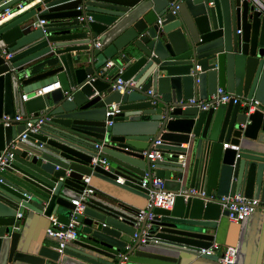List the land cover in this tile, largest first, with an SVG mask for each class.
<instances>
[{"label":"water","instance_id":"obj_1","mask_svg":"<svg viewBox=\"0 0 264 264\" xmlns=\"http://www.w3.org/2000/svg\"><path fill=\"white\" fill-rule=\"evenodd\" d=\"M5 1L0 11L21 0ZM174 1L88 0L79 11L78 0H39L0 26V51L10 54H0V117L44 119L25 139L22 123L0 127V156L12 155L0 171V264H181L183 254L217 262L199 252L228 213L185 192L264 201V0H183L172 13ZM217 89L259 105L180 104ZM112 105L119 112L106 118ZM96 144L107 170L90 166ZM151 148L161 159H147ZM146 175L179 196L170 211L154 209L133 242L140 209L130 196L148 200ZM86 187L93 194L63 250L22 237L23 217L67 225Z\"/></svg>","mask_w":264,"mask_h":264},{"label":"built area","instance_id":"obj_2","mask_svg":"<svg viewBox=\"0 0 264 264\" xmlns=\"http://www.w3.org/2000/svg\"><path fill=\"white\" fill-rule=\"evenodd\" d=\"M9 1L13 0H6L3 2L2 5L6 4ZM81 1V4L77 7V10H81L83 7V3L88 0H78ZM183 0H175L173 3L170 4V11L175 13L178 10L179 3ZM39 0H21L16 3L13 7L5 8L0 11V26L3 24L11 21L15 18V16L20 15L21 13L25 12L29 8L33 7ZM211 5V3H210ZM83 20V18H79ZM41 25L44 24V21L39 22ZM161 23V20H158V24ZM239 33V32H238ZM98 48V44L96 45ZM0 54L4 56L5 59L10 58V54L6 51H0ZM107 68L113 67V62H108L106 64ZM199 70V67H197ZM121 72V71H120ZM129 84V83H128ZM133 86L132 83L129 84ZM114 88L120 92H123L124 87L122 86V82L120 80L116 81ZM60 89L59 82H56L50 85L47 88H43L35 92V97L48 95L49 93ZM151 94V91L148 92ZM27 98L23 96V100L25 101ZM239 104L241 107L248 108L249 112L252 113L256 107L259 105L257 100L253 99H244L238 96L231 95L222 91L221 89H217L215 95L211 96L208 100H198V99H190L186 101H181L180 104L183 106H195L199 110L207 111L209 109H217L220 105L226 104ZM119 112L118 108L115 105H112L106 111V118H112ZM14 123H22L25 126L24 132L19 136L20 139H25L29 134L36 133L40 130L41 126L44 123L43 118H24L20 114H15L13 117L9 115H2L0 117V127H9ZM107 126L112 125V120L106 121ZM160 141H156L155 145H159ZM224 148H229L230 146L225 144ZM96 150V155L92 157L90 161L91 167L100 166L103 167L105 170L108 169V161L106 158L100 157L101 145L96 144L94 146ZM12 155L10 153H3L0 156V171L3 170L4 166L7 163V158L10 159ZM161 159L160 151L155 150L152 148L150 152L147 154V159L154 161L155 159ZM84 183L89 185L90 178H84ZM1 182V180H0ZM141 188L148 192V200L146 201V205L144 208L140 209L137 214V222L134 225V228L137 232H135L132 236V241L135 242L138 239V229L141 226L143 220L146 219L147 224L145 225V229L142 230V235H145L147 232L146 230L150 227V222H152L154 218V209H161L170 211L175 203L176 197L179 194L168 191L164 188V182L162 179L156 177H148L147 175L141 181ZM93 194V189L85 188L79 200H73L72 205L75 206V210L72 212L70 220L67 225L61 224L57 222L56 218L51 216L49 218V227L46 229L47 237L54 239L58 242V250H63V248L70 242L74 241L78 235V223L74 217V214L80 213L82 210L81 201L86 200L90 195ZM185 198L188 197H198L203 198L209 202L215 203L220 205L223 211L228 213L227 219L232 223H241L246 218L254 215L256 213H264V201L257 199V198H245L241 195H234V196H227V197H215L210 195L209 197L206 196L204 191L198 189H189L185 192ZM146 239L142 236L140 239V244L144 245ZM129 246L127 247V249ZM218 247L216 245L212 246L209 249H202L200 250V255H213L214 251L217 250ZM236 257H237V250L235 247L228 246L224 249V252L219 260V264H236ZM127 258L123 256L122 261L119 264H125Z\"/></svg>","mask_w":264,"mask_h":264},{"label":"crops","instance_id":"obj_3","mask_svg":"<svg viewBox=\"0 0 264 264\" xmlns=\"http://www.w3.org/2000/svg\"><path fill=\"white\" fill-rule=\"evenodd\" d=\"M181 147L186 148L187 145L182 144ZM89 184L95 185L91 179ZM130 200L139 209L144 208L146 205V200L138 196L132 195L130 196ZM49 224V219L43 217H23L22 237L32 247L39 246L42 242L55 246L58 242L46 235V229L49 227ZM208 233L214 237L213 246L216 245L218 247L213 254L218 257V261L212 262L183 254L181 264H219L224 249L228 246L235 247L237 250L236 264H254L264 260V213L251 215L238 224L224 218L220 221L217 230L208 231Z\"/></svg>","mask_w":264,"mask_h":264}]
</instances>
